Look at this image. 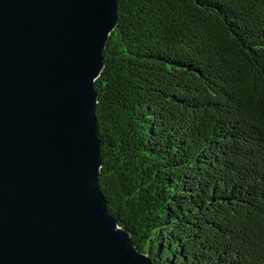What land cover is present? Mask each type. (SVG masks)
Returning a JSON list of instances; mask_svg holds the SVG:
<instances>
[{
  "label": "trees",
  "instance_id": "obj_1",
  "mask_svg": "<svg viewBox=\"0 0 264 264\" xmlns=\"http://www.w3.org/2000/svg\"><path fill=\"white\" fill-rule=\"evenodd\" d=\"M100 188L152 264H264V0H118Z\"/></svg>",
  "mask_w": 264,
  "mask_h": 264
},
{
  "label": "water",
  "instance_id": "obj_2",
  "mask_svg": "<svg viewBox=\"0 0 264 264\" xmlns=\"http://www.w3.org/2000/svg\"><path fill=\"white\" fill-rule=\"evenodd\" d=\"M118 0H0V264H152L100 188Z\"/></svg>",
  "mask_w": 264,
  "mask_h": 264
}]
</instances>
